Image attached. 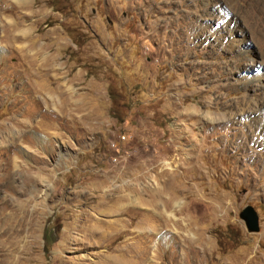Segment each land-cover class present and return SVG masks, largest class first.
Segmentation results:
<instances>
[{"label":"rangeland","instance_id":"obj_1","mask_svg":"<svg viewBox=\"0 0 264 264\" xmlns=\"http://www.w3.org/2000/svg\"><path fill=\"white\" fill-rule=\"evenodd\" d=\"M10 131L0 264H264V0H0Z\"/></svg>","mask_w":264,"mask_h":264},{"label":"bare ground","instance_id":"obj_2","mask_svg":"<svg viewBox=\"0 0 264 264\" xmlns=\"http://www.w3.org/2000/svg\"><path fill=\"white\" fill-rule=\"evenodd\" d=\"M14 131H10V132H4V133H1L0 134V142H4V141H11V142H13L14 141ZM17 137V136H16ZM8 143V142H7ZM13 162H15L16 164H17V160L15 159V160H13ZM9 165V164H8ZM11 165V164H10ZM15 166V165H14ZM11 168V167H10ZM28 168V167H27ZM19 170V169H18ZM23 170H24V168H23ZM11 172V171H10ZM14 173V172H13ZM22 173V172H21ZM24 176V175H23ZM26 177V176H25ZM14 180V179H13ZM12 180V181H13ZM10 182L8 185H13V182ZM26 206V205H25ZM167 213V212H166ZM168 215H170V213H167ZM5 216V215H4ZM3 216V217H4ZM23 217L24 218H26V216L25 215H23ZM5 218H8L7 220H9V222H10V226H8L9 227V229H7V232H4V233H6V235H7V233H9V240H11V241H15V243H17V240L19 239V237L21 236V232H22V230H19V229H17V230H15L17 227H16V225L14 224L13 225V222L15 223L16 221H17V217H16V215L14 214V211L13 212H11V213H9V214H7V216L5 217ZM19 219V218H18ZM21 228V227H20ZM1 229V228H0ZM4 230V229H3ZM13 230V231H12ZM2 232V231H1ZM2 236V235H1ZM27 237V236H26ZM14 244V243H13ZM11 255V254H10Z\"/></svg>","mask_w":264,"mask_h":264},{"label":"water","instance_id":"obj_3","mask_svg":"<svg viewBox=\"0 0 264 264\" xmlns=\"http://www.w3.org/2000/svg\"><path fill=\"white\" fill-rule=\"evenodd\" d=\"M242 218L250 231H259V216L253 206H247L241 213Z\"/></svg>","mask_w":264,"mask_h":264},{"label":"built area","instance_id":"obj_4","mask_svg":"<svg viewBox=\"0 0 264 264\" xmlns=\"http://www.w3.org/2000/svg\"><path fill=\"white\" fill-rule=\"evenodd\" d=\"M124 138H125V135L122 136V139H124Z\"/></svg>","mask_w":264,"mask_h":264}]
</instances>
